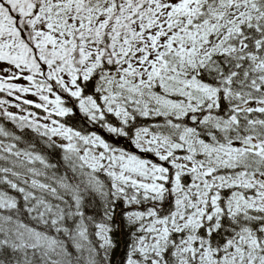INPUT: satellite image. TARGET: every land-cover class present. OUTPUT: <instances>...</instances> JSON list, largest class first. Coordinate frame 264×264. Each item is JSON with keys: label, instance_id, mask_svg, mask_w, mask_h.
<instances>
[{"label": "snow or ice", "instance_id": "snow-or-ice-1", "mask_svg": "<svg viewBox=\"0 0 264 264\" xmlns=\"http://www.w3.org/2000/svg\"><path fill=\"white\" fill-rule=\"evenodd\" d=\"M0 264H264V0H0Z\"/></svg>", "mask_w": 264, "mask_h": 264}, {"label": "rangeland", "instance_id": "rangeland-1", "mask_svg": "<svg viewBox=\"0 0 264 264\" xmlns=\"http://www.w3.org/2000/svg\"><path fill=\"white\" fill-rule=\"evenodd\" d=\"M29 98H31V97H29ZM14 110V109H13Z\"/></svg>", "mask_w": 264, "mask_h": 264}]
</instances>
